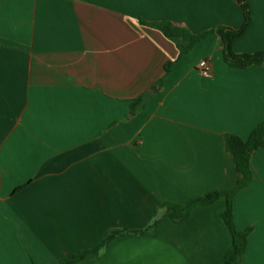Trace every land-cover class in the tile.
Here are the masks:
<instances>
[{
	"label": "crops",
	"instance_id": "crops-1",
	"mask_svg": "<svg viewBox=\"0 0 264 264\" xmlns=\"http://www.w3.org/2000/svg\"><path fill=\"white\" fill-rule=\"evenodd\" d=\"M246 3L239 55L264 51V0ZM244 21L238 0H0V264H225L226 196L167 208L232 190L225 137L264 123V64L228 65L218 33ZM162 23L206 37L181 54ZM251 169L234 220L242 264H264V148Z\"/></svg>",
	"mask_w": 264,
	"mask_h": 264
},
{
	"label": "trees",
	"instance_id": "trees-1",
	"mask_svg": "<svg viewBox=\"0 0 264 264\" xmlns=\"http://www.w3.org/2000/svg\"><path fill=\"white\" fill-rule=\"evenodd\" d=\"M238 2L245 14V21L242 28L239 30L223 28L219 30L218 33L221 37V47L225 62L231 67L244 69L253 65L264 64V51L255 54L241 55L234 52V42L244 34L252 22L251 12L246 0H238ZM157 28L160 29L169 39L176 42L181 54H185L190 51L200 40L206 37V34L196 36L191 32L174 26L170 23L159 24L157 25ZM170 65L171 64L166 67L167 73L169 72ZM145 103L146 100L144 95L137 98L133 102L134 110L145 105ZM225 144L227 151L233 156L235 163V172L238 177L235 187L230 191H215L203 197L190 200L188 204L183 207L169 205L167 208V217L174 221H183L189 217L193 208L197 206L211 205L221 197L226 196L227 208L221 214V217L223 218L232 235L233 249L226 254L225 264H242V259L247 249L248 238L253 232V228L250 227L243 231L238 230L234 220L233 201L236 194L248 187L253 180L251 159L252 155L257 150L264 148V123L259 125L253 131L248 141L245 142L241 138L234 135H226ZM151 228L152 225L144 230L136 232H129L127 230H114L107 234L105 243H108L121 235H144L147 234ZM80 257L81 256L72 257L70 259L61 261L59 264H73L78 261Z\"/></svg>",
	"mask_w": 264,
	"mask_h": 264
},
{
	"label": "built area",
	"instance_id": "built-area-1",
	"mask_svg": "<svg viewBox=\"0 0 264 264\" xmlns=\"http://www.w3.org/2000/svg\"><path fill=\"white\" fill-rule=\"evenodd\" d=\"M199 68L202 70V72H204L205 74H209V70H208V61L207 60H203L200 65Z\"/></svg>",
	"mask_w": 264,
	"mask_h": 264
}]
</instances>
